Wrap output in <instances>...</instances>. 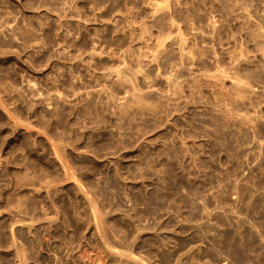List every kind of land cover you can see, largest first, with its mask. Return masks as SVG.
<instances>
[{
	"label": "rangeland",
	"instance_id": "1",
	"mask_svg": "<svg viewBox=\"0 0 264 264\" xmlns=\"http://www.w3.org/2000/svg\"><path fill=\"white\" fill-rule=\"evenodd\" d=\"M0 264H264V0H0Z\"/></svg>",
	"mask_w": 264,
	"mask_h": 264
},
{
	"label": "bare ground",
	"instance_id": "2",
	"mask_svg": "<svg viewBox=\"0 0 264 264\" xmlns=\"http://www.w3.org/2000/svg\"><path fill=\"white\" fill-rule=\"evenodd\" d=\"M178 2H179V1H178ZM178 4H179V3H178ZM180 8H181V6H180ZM197 15H198V13H197ZM185 16H186V15H185ZM185 16H184V17H185ZM193 16H194V15H193ZM182 17H183V16H182ZM204 17H205V16H204ZM200 18H201V17H200ZM182 19H183V18H182ZM189 19H190V18H189ZM192 19H193V18H192ZM203 19H204V18H203ZM209 19H210V18H209ZM209 19H208V20H209ZM198 20H200V19H198ZM172 21H173V20H172ZM183 22H184V21H183ZM208 22H210V20H209ZM195 23H196V22H195ZM189 24H191V23H189ZM192 24H194L193 21H192ZM211 24H212V23H211ZM208 25H209V24H208ZM213 25H214V24H213ZM189 26H190V25H189ZM192 26H193V27H195V26L197 27V25H192ZM205 27H206V26H205ZM207 27H208V26H207ZM214 27H215V26H214ZM210 28H211V27H210ZM212 28H213V27H212ZM203 29H205V28H203ZM196 30H197V29H196ZM208 30H209V29H208ZM214 30H215V28H214ZM202 31H203V30H202ZM210 32H211V31H210ZM192 33H193V32H192ZM202 33H203V32H202ZM189 34H190V33H189ZM193 35H194V34H193ZM201 35H202V34H201ZM204 35H205V34H204ZM207 35H208V34H207ZM207 35H206V36H207ZM191 36H192V35H191ZM208 36H209V35H208ZM209 38H210V37H209ZM212 38H213V37H212ZM195 39H196V38H195ZM203 40H204V37H203ZM213 40H214V39H213ZM191 44H192V43H191ZM196 44H197V42H196ZM203 45H205V44H202V46H203ZM206 45H208V44L206 43ZM212 45L214 46V44H212ZM196 46H198V45H196ZM191 47H193V46H191ZM189 48H190V47H189ZM195 48H196V47H195ZM195 48H194V50H195ZM198 48H199V47H198ZM190 49H191V48H190ZM206 49H208V48H206ZM214 49H215V48H214ZM191 50H192V49H191ZM202 51H203V48H202ZM205 52H206V51H205ZM214 52H215V51H214ZM187 53H188V52H187ZM190 53H192V51H191ZM190 53H188V54H190ZM206 53H207V52H206ZM191 56H192V54H191ZM191 56H190V57H191ZM195 56H197V54H195ZM202 56H203V54H202ZM188 57H189V56H188ZM190 57H189V58H190ZM192 57H194V56H192ZM208 57H209V56H208ZM193 59H194V58H193ZM195 59H196V58H195ZM200 59H201V57H200ZM190 61H192V60L190 59ZM190 61H189V62H190ZM193 62H195V61L193 60ZM193 64H194V63H193ZM203 65H204V64H203ZM191 67H193V65H192ZM194 68H195V67H194ZM197 69H199V68H197ZM206 70H207V69H206ZM204 72H205V71H204ZM202 75H203V74H202ZM233 76H234V74H233ZM236 76H237V75H236ZM203 77H204V76H203ZM222 77H223V76H221V77H216V78H217V79H218V78H219V79H220V78L222 79ZM231 77H232V76H231ZM233 78H237V77H233ZM233 78H232V79H233ZM238 78H239V77H238ZM210 79H214V78H210ZM221 79H220V80H221ZM232 79H231V81H232ZM207 80H208V79H207ZM220 80H219V81H220ZM223 80H224V79H223ZM238 80H239V79H238ZM209 81H210V80H208V81H206V82L208 83ZM214 81H216V79H215ZM235 81H236V82H235ZM235 81H234V79H233L232 84H233L234 82L237 83V79H236ZM240 81H242V80L240 79ZM206 82H204V83H206ZM216 83H217V82H216ZM218 83H221V81L218 82ZM238 83H240V82H238ZM241 83H244V82H241ZM230 84H231V83H230ZM222 85H224V84H222ZM233 85L235 86V84H233ZM241 85H242V84H241ZM205 86H207V85H205ZM212 86H213V85H212ZM217 86H218V85H217ZM237 86L239 87L240 84H238ZM237 86H236V87H237ZM231 87H232V85H231ZM243 87L245 88V86H241V89H242ZM246 87H247V86H246ZM212 88H213V87H212ZM133 89H134V88H133ZM215 89H216V87H215ZM215 89H212V90H215ZM223 89H224V87H223ZM227 89H228V88H227ZM94 90H95V89H94ZM94 90H93V91H94ZM96 90H97V89H96ZM96 90H95V91H96ZM135 90H136V89H135ZM217 90H219V89H217ZM224 90H225V89H224ZM229 90H230V89H229ZM244 90H245V89H244ZM247 90H248V89H247ZM247 90H245V93H246ZM89 91H90V90H89ZM95 91H94V93H95ZM226 91H227V90H226ZM233 91H234V90H233ZM233 91H232V92H233ZM242 91H243V89H242ZM133 92H134V90H133ZM139 92H140V91H139ZM215 92H216V91H215ZM219 92H220V91H219ZM221 92H222V91H221ZM224 92H225V91H224ZM228 92H229V91H227V93H228ZM234 92H235V91H234ZM89 93H90V92H89ZM91 93H92V92H91ZM96 93H97V92H96ZM212 93H213V92H212ZM241 93H242V92H241ZM99 94H101V93H99ZM99 94H98V95H99ZM133 94H134V96L136 95L135 93H133ZM236 94H239V92H236ZM138 95H139V94H138ZM213 95H214V94H213ZM218 95H219V94H217V96H216V95H215V96L218 97ZM221 95H222V94H221ZM226 95H227V94H226ZM232 95H235V94H232ZM239 95H240V94H239ZM242 95H243V94H242ZM245 95H246V94H245ZM215 96H214V97H215ZM236 96L239 97L238 95H235V97H236ZM135 97H136V96H135ZM137 97H138V96H137ZM140 97H141V95H140ZM220 97H221V96H220ZM220 97H219V98H220ZM231 97H232V96H230V98H231ZM241 97H244V96H241ZM226 98H227V96H226ZM241 99H242V98H241ZM138 100L141 101V98H138ZM208 107H210L209 110L211 109V110L209 111V112H210V115H211V112L214 111L213 108H211V107H213V106H211V104H210V105H208ZM206 108H207V107H206ZM206 108H204L203 110L206 111V112L208 113V111H207L208 109L206 110ZM204 111H201V112H204ZM222 111H223V110H222ZM225 111H226V110H224L223 112H225ZM228 111H229V110H228ZM198 112H200V111H198ZM223 112L220 113V114H221L220 117H222V114H224ZM227 113H229V112H227ZM227 113L225 112V114H226L225 116H226L227 118H228L229 116L232 117L231 114H229V115L227 116ZM230 113H231V111H230ZM198 114H199V113H198ZM202 114H203V113H202ZM213 114H214V113H213ZM218 114H219V113H218ZM218 114H217V113L214 114V115H215L214 118H216V115L218 116ZM200 115H201V114H200ZM200 115H199V116H200ZM225 116L223 115V118H224V119L226 118ZM220 117H219V118H220ZM230 117L228 118V120H229L230 122H231V120H236V119H233V117H232L231 120H230ZM202 118H203V117H202ZM227 118H226V119H227ZM205 119H207V118H205ZM208 119H212V121H217V120H214L212 116H211V118H208ZM226 119H225V120H226ZM209 121H211V120H209ZM222 122L226 123V121H224V120H223ZM222 122H221V123H222ZM230 122H228V123L231 124ZM232 122H233V121H232ZM237 122H238V121H237ZM213 123H217V122H213ZM213 123H211V124H213ZM234 123H236V122H234ZM241 123H243V125H242ZM217 124H218V123H217ZM217 124H213L214 126H212V129H211V130H213V128H214ZM238 124H239V122H238ZM238 124H236V125H238ZM208 125H209V124H208ZM219 125H220V123H219ZM219 125L216 126V129H218L217 127H219V128L222 127V128H223V126H219ZM232 125H235V124H232ZM239 125H242V127H243V126L245 125V123L240 121V124H239ZM202 126H203V125H202ZM224 126H225V124H224ZM227 126H228V125H227ZM199 127H200V126H199ZM258 127H259V126H258ZM240 128H241V127H240ZM206 129H207V128H206ZM206 129H205V130H206ZM216 129H214V130H216ZM211 130H210V131H211ZM214 130H213V132H214ZM218 130H219V129H218ZM218 130H216L215 132H216V133H220V130H219V131H218ZM223 131H224V130H222L221 132H223ZM207 151H208V150H207ZM165 155H166V154H165ZM162 157H163V156H162ZM182 173H183V172H182ZM242 175H243V174H242ZM220 187H221V186H220ZM219 189H221V188H219ZM219 189H218V190H219ZM201 206H202V205H201ZM202 207H203V206H202ZM203 211H204V210H203ZM253 234H254V233H253ZM250 238H251V237H250ZM250 241H252V240H250ZM247 243H248V242H247Z\"/></svg>",
	"mask_w": 264,
	"mask_h": 264
}]
</instances>
